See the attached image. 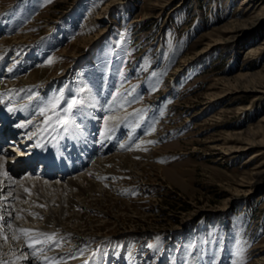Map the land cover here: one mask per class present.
<instances>
[{
	"label": "rangeland",
	"instance_id": "rangeland-1",
	"mask_svg": "<svg viewBox=\"0 0 264 264\" xmlns=\"http://www.w3.org/2000/svg\"><path fill=\"white\" fill-rule=\"evenodd\" d=\"M90 1L5 0L0 8V38L28 26V41L36 43L0 54L7 56L0 69L6 83L51 62L76 39V54L82 55L78 72L91 81L90 65L99 67L97 101L109 102L94 129L77 109L75 129L92 130L94 142L106 139V148L96 155L133 148L148 153L140 175L120 171L97 177L106 196L95 188L77 201L91 193V202L71 208L78 215L74 223L89 228L81 233L83 240L74 238L73 224L67 238L56 229L35 236L51 260L37 258L38 263L115 264L104 257L117 254L118 264H190L193 257L202 264H264V180L250 186L254 171L264 168V153L249 160L264 150V13L257 15L264 12V0ZM42 40L52 51L37 59ZM71 52L63 69L76 62ZM25 61L33 64L20 69ZM78 72H65L50 86L36 84L18 101L35 103L29 115L34 127L45 119L39 110L60 93L64 98ZM20 87L17 92L28 91ZM113 114L120 118L111 120ZM105 125L110 127L106 135ZM66 133L58 131L59 138ZM238 146L247 147L232 152L230 147ZM68 174L36 178L67 179ZM128 231L135 236L114 238ZM74 253L76 263L70 260Z\"/></svg>",
	"mask_w": 264,
	"mask_h": 264
},
{
	"label": "bare ground",
	"instance_id": "bare-ground-1",
	"mask_svg": "<svg viewBox=\"0 0 264 264\" xmlns=\"http://www.w3.org/2000/svg\"><path fill=\"white\" fill-rule=\"evenodd\" d=\"M4 2L5 0H0V8L2 7V4ZM263 13L264 12L261 13L259 12L257 15L259 16L262 15ZM87 29L89 28H86V32L88 31ZM26 30H28V26L21 28L19 32L17 31L18 33H15L14 35L11 36L6 35L7 37H1L0 54L4 52L6 53V51L16 46H25V45L34 44L35 42L28 41L31 38V36L29 32H26ZM40 43L42 46L40 50L38 49L40 51L39 52L40 55L39 57H37V59L38 58L44 59L45 58V57L43 58L44 53L47 54L48 52L52 51L51 49L52 44L50 42H45L43 40L42 42L40 41ZM78 43H79L78 40L74 39L68 44H65L59 51L55 52L52 55L50 59L51 62H46L45 63L46 65L43 64L37 69L28 72L25 76L21 77L19 80L13 83L11 82L6 83L7 81L5 78L7 77H4L0 71V99H1L0 104L2 106V103L5 104L6 102H9L8 104L9 107L4 105L5 108L4 109L2 108L1 111L2 113H0V216L3 217V219H0V234H2L0 235V261H4L5 264H39L38 263L39 259L37 258H41L42 261L44 260L46 262L51 261L48 257L45 256L44 253H42L43 250L41 248L39 249L37 244L34 243L33 238L37 235L38 236L45 235V233L54 234L55 229L59 230L58 232L60 231L64 232L63 233L64 238L70 237L71 236L70 234H72L71 233L72 231L69 229V227L71 228V224L74 225V229L76 230L73 231L77 233L74 235V238L77 239L79 238V240H83L82 238H84L85 236L83 237V234L81 233L85 234L89 228L85 229V225L84 224L82 225L81 222L74 223V221H76V219L78 218V215L74 210H71V208L74 205L81 206L82 205L80 203L81 201L86 203L91 202V201H87L91 197H93L91 193H89L88 196L84 197L83 200H80L79 203L77 201H79V199L83 195H87V192L95 191L94 190L95 188L97 189L96 191H99L101 193V197L106 196L107 191H101L100 189H98L99 186L95 180V178L97 179V177H106L109 174L118 175L120 174V171H124V172L129 171L130 173H138L140 175L139 172L140 168L145 163L144 158L148 155V153L145 154L144 151L138 152L139 150L137 149L138 151H136L134 150V148L133 151H130L128 153L126 152V154H121L113 151L107 154L102 153L100 155H96L97 153L101 152L106 148L105 146L106 139L105 138L101 139L98 137V140L94 142L95 137L93 135L94 133L92 134V130L91 133H89L85 129L78 130L70 127L69 128L70 132L64 134L62 138H59L58 132L47 134V136L43 138L42 135L44 133L40 131L41 127L40 128H37L39 126L34 127V125L31 123L32 120L29 119V115L32 118V115L34 114L32 112L35 109L34 106L35 103H31V104L27 103L28 104L27 105L26 103L23 104V102H18V101H21V98L23 97L27 98L29 89L35 87L36 84L41 86L42 85L50 86V84L52 83L54 84V82L60 80L66 74L65 72H72V75L78 72L79 71L78 68L81 67V64H79L78 62L80 59H82L81 58L82 55L80 56L78 53L76 54V50L79 45ZM42 49L43 50L45 49V51H42ZM70 50L72 52L69 58H71L72 60L76 59V62L73 63L72 61V63H70L68 67L63 69L62 67L64 66L63 63L64 62L66 63L65 58L66 56H68V52ZM3 56H4L3 58L2 56H0V69L3 68L2 66L3 62H1L2 59L5 60L7 58L6 55ZM53 62L54 64H52ZM31 64H33L32 61H30V63L25 61L20 63L18 67L24 70L27 69L26 67ZM93 65L95 64L92 63V65H90L88 71L89 79L92 77L91 81L86 80V77L83 78L82 74L78 72L79 73V74L77 73L78 75L77 77H79L77 78L78 81L69 84L67 86L66 88L67 94L66 96H64L65 99L74 98V97L78 99V91L82 92L83 102L78 108V110L80 115L84 116L85 119L86 118L88 119V125L92 129H94L95 125L97 124L96 117L100 118L99 113H101L104 109H106V103L109 102L107 100V102L100 104V102L98 103L97 101L98 98L101 97L99 95L100 86L97 83V81L100 79L98 77V74L100 73L101 69ZM60 70L62 74L59 73ZM80 72L82 71L80 70ZM6 75L7 74H5V76ZM19 86L21 87L23 86V88L25 90L28 89V91L26 90L22 92L18 90L17 92V88L19 89ZM107 112H109V110ZM24 114L27 117L24 116ZM108 116L109 114L106 115L104 118L107 119ZM116 118L119 119L120 117H117L116 114L110 116L111 120ZM21 125H23V127H21ZM104 128H106V131L104 133L106 135L107 130L110 129V127L105 125ZM40 135L42 136V141L40 139L39 142L38 141L36 142L34 139L35 136H40ZM151 137L157 138L156 136L154 137V135ZM5 138H7L8 140L10 138V140L8 141L10 142V144L2 142V140ZM146 139H148V137H146ZM55 140L60 143L62 150L64 149L67 150V155H63L61 153V156L63 160H64V156L66 157V162H67L66 170L68 171V173L71 174H68L69 177L67 179H65V177H63L62 179L52 178V180L51 179L42 180L36 178L39 177L41 174L39 176L38 174H35L36 173L35 170L37 171L38 169L37 168L34 170V168L36 167L35 165H37V162H40L41 164L45 163V159L41 155L42 152H40L43 151L44 149L43 150L39 149V144L48 143L46 145L48 147ZM148 142L151 143L152 140H148ZM261 142H264V138L263 140H261ZM34 143H39V144L38 145L36 144L34 146ZM13 144H15V146ZM5 147H6V151H4ZM246 147L247 146L244 147L238 146V147H230V148L233 149L232 152H238L245 149ZM146 148L147 146L145 147V149ZM141 149L144 150V148ZM263 153L264 150L258 153H253V155L250 156L249 160L259 157ZM83 161L87 162V164L89 162L90 163L88 165L83 164L82 163ZM81 168L83 169L81 171H78ZM56 173L60 174L59 176L61 177L65 175L64 172H62L61 174V170L57 172L56 170H50V167L48 168L47 172H45L42 175L51 178V176H53V174L55 175ZM261 180H264V168L262 169L260 168L254 171L253 181L251 182L252 184L250 186L252 188H255L257 184L261 182ZM72 193L74 194L76 193L75 195H73V197H75L76 200L74 198L72 199L69 198L70 196H72L71 195ZM114 208L119 210L116 204ZM102 212L104 213V211ZM66 215L68 216L66 217ZM93 222L94 221L92 220V223ZM8 225H10V227H8ZM21 230H25V231H21ZM133 235L131 231H128L122 235L114 236V238H122V237L128 238ZM3 236L8 237L7 241L3 239ZM29 243L33 244L32 248L26 246ZM117 257H118L117 254L115 255L111 254V255H105L104 258L105 259L108 258L109 260L114 259V261L116 260L118 261ZM78 259H79L78 253H74L70 258L71 262L72 261L77 262ZM117 261L115 262V264H118ZM97 262L99 264L105 263V261H103L102 263L101 260V261H95L94 264H98ZM173 264H179L178 260H175ZM190 264H202L200 257H193L190 260Z\"/></svg>",
	"mask_w": 264,
	"mask_h": 264
},
{
	"label": "snow or ice",
	"instance_id": "snow-or-ice-1",
	"mask_svg": "<svg viewBox=\"0 0 264 264\" xmlns=\"http://www.w3.org/2000/svg\"><path fill=\"white\" fill-rule=\"evenodd\" d=\"M61 104H64L65 106L61 107ZM81 104V100L75 97L71 99H64L63 94L60 93L59 96L53 99V101H50L49 107L41 108L39 110V114L45 117L44 121L42 122L40 131L43 133L51 134L58 131L68 132L70 127H78L75 125L74 117L77 114V109ZM48 113L51 114L49 115ZM21 127H23V125H21ZM0 219H3V217L0 216ZM8 227H10V225H8ZM3 239L7 241L8 237L3 236ZM46 239L55 243V239L53 236H46ZM34 242L37 244L41 243L39 238H36ZM26 246L32 248L33 244L29 243ZM0 264H5V262L0 261Z\"/></svg>",
	"mask_w": 264,
	"mask_h": 264
}]
</instances>
